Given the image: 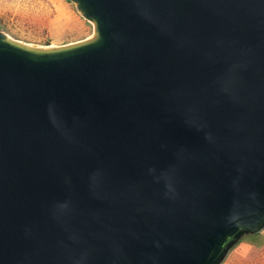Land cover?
I'll return each instance as SVG.
<instances>
[{"label": "water", "instance_id": "95a60500", "mask_svg": "<svg viewBox=\"0 0 264 264\" xmlns=\"http://www.w3.org/2000/svg\"><path fill=\"white\" fill-rule=\"evenodd\" d=\"M77 1L95 43L0 42V264L219 263L264 225V0Z\"/></svg>", "mask_w": 264, "mask_h": 264}, {"label": "rangeland", "instance_id": "374dc122", "mask_svg": "<svg viewBox=\"0 0 264 264\" xmlns=\"http://www.w3.org/2000/svg\"><path fill=\"white\" fill-rule=\"evenodd\" d=\"M98 38L95 21L77 0H0V42L55 46L63 52ZM256 230L258 245L248 242L254 235L243 234L217 264H264V225Z\"/></svg>", "mask_w": 264, "mask_h": 264}, {"label": "bare ground", "instance_id": "6f19581e", "mask_svg": "<svg viewBox=\"0 0 264 264\" xmlns=\"http://www.w3.org/2000/svg\"><path fill=\"white\" fill-rule=\"evenodd\" d=\"M96 34V33H95ZM96 40V35H93ZM91 37V36H90ZM83 42V41H82ZM89 43V42H88ZM9 44L15 48L24 50L26 52H29L31 54H37V55H45V54H52L56 51V49L53 46H40L35 44H27V43H21L18 41H11ZM87 44V43H85ZM90 44V43H89ZM70 45V44H69ZM76 45V44H75ZM74 46V45H73ZM66 48V47H65ZM72 48V47H71ZM61 51V50H60ZM65 51V50H64Z\"/></svg>", "mask_w": 264, "mask_h": 264}, {"label": "trees", "instance_id": "16d2710c", "mask_svg": "<svg viewBox=\"0 0 264 264\" xmlns=\"http://www.w3.org/2000/svg\"><path fill=\"white\" fill-rule=\"evenodd\" d=\"M259 232H257V233H254V234H250V235H248V236H251V235H254V238H250V240L248 241V242H250L252 245H258V237H259V234H258ZM240 241V240H239ZM238 243V241L237 242H235L233 245H232V247H231V249L236 245Z\"/></svg>", "mask_w": 264, "mask_h": 264}]
</instances>
